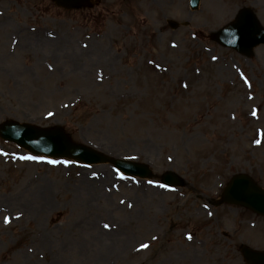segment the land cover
<instances>
[{"label":"rangeland","instance_id":"1","mask_svg":"<svg viewBox=\"0 0 264 264\" xmlns=\"http://www.w3.org/2000/svg\"><path fill=\"white\" fill-rule=\"evenodd\" d=\"M218 1L232 14L216 22L205 0H0V123L61 125L148 163L154 182L183 178L161 188L112 164L22 160L0 139V264H246L242 244L264 249V216L213 206L237 172L264 186V45L245 56L213 37L244 6L264 26V2Z\"/></svg>","mask_w":264,"mask_h":264},{"label":"water","instance_id":"2","mask_svg":"<svg viewBox=\"0 0 264 264\" xmlns=\"http://www.w3.org/2000/svg\"><path fill=\"white\" fill-rule=\"evenodd\" d=\"M65 7H80L90 4V0H55ZM199 0H191L193 8H197ZM172 26L176 23L170 22ZM219 40L249 54L252 48L263 42L264 29L252 12L243 10L238 21L218 33ZM0 135L3 139L17 143L37 154L49 156H69L86 163L110 161L128 174L151 176L147 165L125 160L112 159L83 144L74 143L62 127L40 128L28 123L5 121L0 125ZM169 183H179L180 179L171 173L164 176ZM223 200L243 204L258 213L264 214V189L257 186L246 174L234 176L223 193ZM242 252L249 263L264 264V252L243 246Z\"/></svg>","mask_w":264,"mask_h":264},{"label":"bare ground","instance_id":"3","mask_svg":"<svg viewBox=\"0 0 264 264\" xmlns=\"http://www.w3.org/2000/svg\"><path fill=\"white\" fill-rule=\"evenodd\" d=\"M262 1L264 2V0ZM231 14H232V9L230 8V5L220 2L218 0H205L204 16L206 18L218 22L220 20L227 18ZM103 60L107 61V59H103ZM154 66L158 69V71L162 70L163 72L164 67L160 63L155 62ZM197 80L201 81L202 79L200 77H197ZM219 109H217L216 112H218ZM241 138L242 136L237 137L236 141H234L232 144H234L235 142L239 144ZM215 162L221 164V161L219 159H217Z\"/></svg>","mask_w":264,"mask_h":264},{"label":"snow or ice","instance_id":"4","mask_svg":"<svg viewBox=\"0 0 264 264\" xmlns=\"http://www.w3.org/2000/svg\"><path fill=\"white\" fill-rule=\"evenodd\" d=\"M85 47H86V45H85ZM213 59H216V57H213ZM241 75H243V74H241ZM244 80H245V83L248 85V87H251V84H250V82L247 80V77H245ZM184 86L187 87V84H185ZM49 115L51 116V115H53V114H52V113H49ZM252 115H253V116H256V115H257L256 110H253ZM256 143H260V141H256ZM19 159H22V160H33V161H43V160H44L43 157L32 156V155H28V156H20ZM169 159H171V157H169ZM47 162H48V163H51V164H59V163H61V161H58V160H48ZM62 163H64V164H69L70 161L65 160V161H63ZM116 171H117V173H119V175L121 176V178H123V175H124V174L121 173L119 169H117ZM93 175H95V174H93ZM148 183H149V184H154V183H155V184H157V186H159V187H161V188H167V187H168V185H166V184H162V183L154 182V181H152V180H149ZM129 206H131V205H129ZM205 207H207V205H205ZM17 218H19V217H17ZM4 222H5V223H9V222H10V218H9V217H5ZM104 227L107 228V227H109V225L106 224V225H104ZM188 239L191 240V239H192V236L189 235V236H188ZM140 247L143 249V248H147L148 245H146V244H142Z\"/></svg>","mask_w":264,"mask_h":264}]
</instances>
